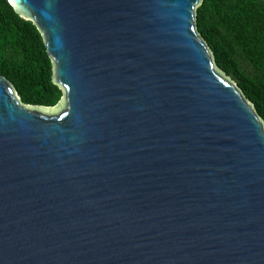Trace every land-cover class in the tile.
Here are the masks:
<instances>
[{
    "label": "water",
    "instance_id": "water-1",
    "mask_svg": "<svg viewBox=\"0 0 264 264\" xmlns=\"http://www.w3.org/2000/svg\"><path fill=\"white\" fill-rule=\"evenodd\" d=\"M7 1L63 97L0 75V264H264V123L202 0Z\"/></svg>",
    "mask_w": 264,
    "mask_h": 264
},
{
    "label": "trees",
    "instance_id": "trees-1",
    "mask_svg": "<svg viewBox=\"0 0 264 264\" xmlns=\"http://www.w3.org/2000/svg\"><path fill=\"white\" fill-rule=\"evenodd\" d=\"M195 21L216 67L264 123V0H202ZM0 75L23 104L54 107L63 97L40 31L7 0H0Z\"/></svg>",
    "mask_w": 264,
    "mask_h": 264
}]
</instances>
